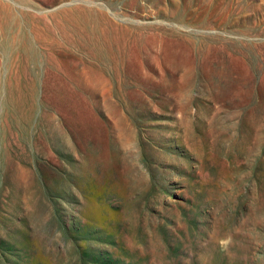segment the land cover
Instances as JSON below:
<instances>
[{"label":"rangeland","instance_id":"374dc122","mask_svg":"<svg viewBox=\"0 0 264 264\" xmlns=\"http://www.w3.org/2000/svg\"><path fill=\"white\" fill-rule=\"evenodd\" d=\"M0 264H264V0H0Z\"/></svg>","mask_w":264,"mask_h":264}]
</instances>
